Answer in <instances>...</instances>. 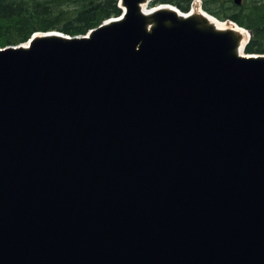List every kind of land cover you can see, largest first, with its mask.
Wrapping results in <instances>:
<instances>
[{
    "label": "water",
    "instance_id": "obj_1",
    "mask_svg": "<svg viewBox=\"0 0 264 264\" xmlns=\"http://www.w3.org/2000/svg\"><path fill=\"white\" fill-rule=\"evenodd\" d=\"M150 2L0 49V264H264V55Z\"/></svg>",
    "mask_w": 264,
    "mask_h": 264
},
{
    "label": "trees",
    "instance_id": "obj_2",
    "mask_svg": "<svg viewBox=\"0 0 264 264\" xmlns=\"http://www.w3.org/2000/svg\"><path fill=\"white\" fill-rule=\"evenodd\" d=\"M220 21H233L251 33L246 54L264 55V0H201ZM193 0H152L149 7L171 4L187 13ZM122 14L119 0H0V49L29 41L37 32L84 36Z\"/></svg>",
    "mask_w": 264,
    "mask_h": 264
},
{
    "label": "bare ground",
    "instance_id": "obj_3",
    "mask_svg": "<svg viewBox=\"0 0 264 264\" xmlns=\"http://www.w3.org/2000/svg\"><path fill=\"white\" fill-rule=\"evenodd\" d=\"M198 5L199 4L194 5L196 7L192 8L191 13L192 14H197V16H199V17H206L208 19V24L211 27H214V28H217V30L223 31V30H226L228 27L231 26L230 22L225 23V22H222L220 20H217L216 21L214 18L208 17L207 15H205L204 10L201 9L200 6H198ZM141 8L143 9V11H145L146 8L149 9V7H147V4L146 3H143L141 5ZM148 11L149 10H146L145 12H148ZM236 27H237L236 31L240 34V37L242 39V42L245 43L248 40V32L245 29H243V28L241 29L238 26H236ZM244 49H245V46L243 45V50L241 48V53L240 54H243L242 51H244Z\"/></svg>",
    "mask_w": 264,
    "mask_h": 264
},
{
    "label": "rangeland",
    "instance_id": "obj_4",
    "mask_svg": "<svg viewBox=\"0 0 264 264\" xmlns=\"http://www.w3.org/2000/svg\"><path fill=\"white\" fill-rule=\"evenodd\" d=\"M194 1H196V0H194ZM194 3V2H193ZM200 5H202V3L201 2H198ZM194 7H196V6H193L192 8H194ZM192 10V9H191Z\"/></svg>",
    "mask_w": 264,
    "mask_h": 264
}]
</instances>
